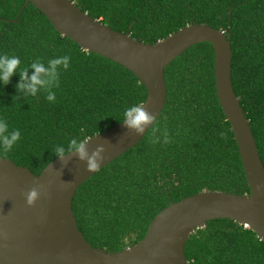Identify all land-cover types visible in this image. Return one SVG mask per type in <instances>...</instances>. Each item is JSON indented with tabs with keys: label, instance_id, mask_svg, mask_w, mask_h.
I'll return each instance as SVG.
<instances>
[{
	"label": "trees",
	"instance_id": "obj_1",
	"mask_svg": "<svg viewBox=\"0 0 264 264\" xmlns=\"http://www.w3.org/2000/svg\"><path fill=\"white\" fill-rule=\"evenodd\" d=\"M27 0H0V53L21 67L70 55L54 103L46 93L13 99L0 89V118L21 141L0 157L39 176L53 149L72 137H95L122 124L125 108L145 104L144 84L123 66L63 37ZM112 30L156 44L190 25H208L231 37L232 82L264 163V0H72ZM23 10V12H22ZM215 51L196 45L166 69L167 105L153 128L171 142L143 141L87 181L73 201L79 230L94 247L122 252L145 239L154 219L172 203L204 192L249 195L240 150L217 92ZM160 134V133H157ZM187 264H264V242L244 225L215 220L186 245Z\"/></svg>",
	"mask_w": 264,
	"mask_h": 264
},
{
	"label": "water",
	"instance_id": "obj_2",
	"mask_svg": "<svg viewBox=\"0 0 264 264\" xmlns=\"http://www.w3.org/2000/svg\"><path fill=\"white\" fill-rule=\"evenodd\" d=\"M30 4L63 37L132 72L148 91L144 105L156 118L153 127L167 105L166 69L192 47L210 43L216 55L218 97L232 126L251 193L204 192L172 203L154 219L144 240L109 253L86 240L73 206L77 191L98 172H88L87 163L76 154L55 160L39 176L0 157V264H187L191 235L215 220L244 225L264 242V163L234 90L231 37L205 24L190 25L150 45L91 18L72 0H27L23 10ZM151 127L137 135L119 124L93 137L89 152L101 145L106 148L103 170L137 147ZM32 189L39 197L29 205L26 194Z\"/></svg>",
	"mask_w": 264,
	"mask_h": 264
},
{
	"label": "clouds",
	"instance_id": "obj_3",
	"mask_svg": "<svg viewBox=\"0 0 264 264\" xmlns=\"http://www.w3.org/2000/svg\"><path fill=\"white\" fill-rule=\"evenodd\" d=\"M71 59L70 55L57 56L47 62L36 59L30 65L21 67L22 62L18 56L0 53V89L7 88L12 78L18 76L19 82L15 85L17 95L13 99L38 97L43 92L46 93V100L54 103L56 93L53 90L60 86L61 74L69 70ZM155 121L156 118L145 110L143 104H134L125 108L123 112L122 124L127 129L134 130L137 135L145 133L149 126L153 128ZM91 139L92 137H72L66 144H57L53 149V155L56 159L63 160L69 154H76L79 160L87 163L88 172L97 173L105 160L106 148L101 145L90 153L88 144ZM20 141L21 131L10 128L8 120L0 118V150L5 153L11 152ZM152 142L168 144L171 138L166 129L161 132L159 128H153ZM38 197L39 192L32 189L26 194L27 203L32 205Z\"/></svg>",
	"mask_w": 264,
	"mask_h": 264
}]
</instances>
